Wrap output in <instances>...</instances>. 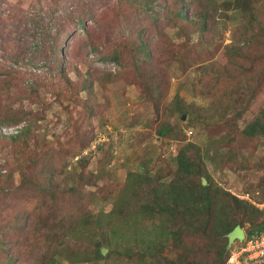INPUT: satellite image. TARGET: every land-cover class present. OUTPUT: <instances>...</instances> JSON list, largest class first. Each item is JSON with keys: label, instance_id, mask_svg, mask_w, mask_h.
Instances as JSON below:
<instances>
[{"label": "rangeland", "instance_id": "374dc122", "mask_svg": "<svg viewBox=\"0 0 264 264\" xmlns=\"http://www.w3.org/2000/svg\"><path fill=\"white\" fill-rule=\"evenodd\" d=\"M147 3L159 12L157 20L150 22L141 14L132 13L126 0H0V118L16 116L19 121L2 129L5 138L0 137V173L11 175L10 185L5 188L12 190L10 200L0 194V232L25 226L29 236L22 253L29 264H33L39 252L30 255L33 248L43 246L36 244L34 235H49L42 233L39 226L26 225L23 217L29 212V221L39 213L52 214L54 221L58 215L75 209L82 219L86 217L105 230L110 223L124 239L116 236L109 239L107 231L102 233L104 242L111 243L109 249L124 244L132 246L129 235L147 237L145 230L153 228L148 216L134 217L135 214L128 212L108 216V213L113 209L112 199L126 188L130 177L149 181L157 176L169 177L175 171L173 157L182 143L176 134L169 139L159 136L157 131L166 122L173 127L188 122V115L168 108L176 94L198 118L196 127L182 134L184 143L210 149L205 169L212 181L252 203L264 217V139L246 140L239 133L264 109V40L262 44H249L232 62L224 64L231 55L226 47L238 39L236 26L230 19L234 22L239 16L222 18L214 30L208 24V31L200 32L174 14L187 3L185 13L190 15L200 9L196 3L190 0ZM167 11L172 12L171 16ZM260 17L264 20V8ZM139 28L144 30L140 37L152 51L156 93H152L157 88L153 86L151 90L150 82L142 86L130 68L97 60L119 50L127 64L126 43ZM181 55L189 57L190 64L181 65ZM86 80L89 90L80 88ZM242 108L245 110L236 119L234 110ZM212 113L218 114L210 118ZM221 113L226 117L225 122H220ZM23 117L27 120L21 121ZM29 122L33 134L38 133L41 139L45 135L51 141L49 145L54 147L55 157L48 166L52 167L57 160L58 166L54 165L62 187L75 188L76 184L68 183L69 173L80 172L78 164L82 159L84 173L90 174L83 179H89L90 183L61 197L53 211L47 210L46 202H28L34 192L27 184L20 183L36 181L34 173L24 172L23 177L14 171L15 147L6 136L17 133ZM225 135L234 138V142L223 144L220 150L225 155L217 157L219 150L209 141L220 140ZM62 165L66 167L63 170ZM129 194L130 191L126 198ZM36 208L39 212L34 216L32 210ZM135 210L133 206L131 211ZM128 225L133 227L130 229ZM248 230L249 225L245 224L229 233V246L236 248ZM7 234L11 237L13 232ZM73 239L71 245L75 244L87 258L92 257L94 246L88 232L80 230ZM163 242L165 246L171 243ZM139 244L144 247L143 243ZM210 245L206 239L196 242L203 258L201 264L212 263L214 248ZM133 251L139 254L132 258L131 264L136 261L144 264L138 261L145 251ZM107 257L96 264H124L116 255ZM0 264H6L4 256H0Z\"/></svg>", "mask_w": 264, "mask_h": 264}, {"label": "trees", "instance_id": "16d2710c", "mask_svg": "<svg viewBox=\"0 0 264 264\" xmlns=\"http://www.w3.org/2000/svg\"><path fill=\"white\" fill-rule=\"evenodd\" d=\"M126 1L132 13H139L150 22L159 18V12L147 3L150 0ZM190 2L196 3L200 9L187 15L185 9L188 4L183 3L174 14L178 20L193 24L200 32L208 31V24H210L211 30H214L213 27L222 18L227 20L233 15L240 17L234 22L233 18L230 19L236 26L235 31L238 39L232 41L226 47L231 55L227 59L225 58L224 64L232 62V58H236L239 53L245 51L249 44L263 43L264 20L261 19L260 13L261 9L264 8V0H190ZM166 13L168 14V11ZM171 13L168 16H171ZM143 31L139 28L136 34L132 36V40L130 39L126 43L129 46V62L127 61V64L119 50L112 54L101 55L97 60L100 62H113L130 68L134 76L140 80L142 86L144 84L148 86L150 82L152 90L153 86L157 88L154 83L157 75L152 70V51L140 37ZM93 50H95V47H93ZM179 59L181 65L191 61L189 57L183 55ZM88 83V80L84 81L80 88L89 90ZM157 90L158 88L152 90V93H156ZM184 102V99L176 94L168 108L171 107L170 111L174 113L188 115V122L184 126L176 125V127L166 122L157 131L159 136L169 139H172L176 134V139L182 143L173 157L172 163L175 165L173 174L166 178L157 176L149 181L134 180L130 177L126 188L122 189L112 199L113 209L108 213V216H114L115 213L120 212L135 214L134 217L148 216L152 219L153 228L152 230H145L147 237L129 235L132 246L128 247L124 244L125 247L121 245L118 249H109L108 245L111 243L106 244L104 242L102 233L107 231L106 238L109 239L112 236L124 239V236L110 223L107 230H105L99 224L86 220V217L82 219V215H78V211L75 209L58 215L54 221H52V214L50 213L47 215L39 213L34 220L29 221L27 220L31 213L29 212L23 217L26 219L24 220L26 225L29 228L33 225L39 226L42 233H49L47 237L34 235V238L37 239L36 244L43 246H38L39 250L33 248L30 253L31 255L34 251H39L33 259V264H61L62 262H66V264H88L90 260L92 261L89 264H96L99 261L106 260L107 256L112 254L116 255L117 260L120 262L131 264L132 258H136L139 254V251L135 252L134 249L145 251L140 257V261H138L144 264H201L200 251L195 246L198 239H206L211 244V248H214L210 259L211 264H226L233 252L237 251L247 240L264 234L262 212L252 203L239 199L228 191L219 188L212 181L211 176L207 174L205 160L210 158L208 154L210 149H202L190 142L184 143L185 138L182 134L188 128H195L198 121V118L191 114ZM244 110L245 108L235 109V118L239 119L242 115L241 112ZM217 114L212 113L209 117L214 118V115ZM23 118H20L21 121L27 120L26 117ZM17 119L16 116L8 119L0 118V137L5 138L2 129L9 124H16L19 122ZM225 120L224 113H221L220 122H225ZM239 133L246 140L264 139V109H261ZM37 134H33L31 122H29L23 125L17 133L8 135L6 138L10 140L12 147H15L14 171L20 172L23 177L25 176L24 172H33L36 178L34 182L21 180L20 185L26 186L27 184L34 192V195L28 197V202L31 204L36 200L37 202H46L49 204L46 207L47 210L53 211L56 202L61 197L63 198L64 195L69 193H75L76 190L88 185L90 183L89 179L87 181L83 179L90 176V174L84 173L85 165H83L84 161L82 159L78 164L80 165V172L76 173V170L74 173H69L68 183L71 182L73 186L76 184L75 188L68 189L65 187L66 185L62 187L54 165L58 166L57 160L54 164H51L52 167L48 166V163L53 162L55 157V153L53 154L54 147L49 145L51 141L45 135H42L41 139V136ZM233 142L234 138L225 135L220 140L212 139L209 144L219 150L216 152L217 157L219 155L223 157L225 154L221 152L220 148L224 147L222 145H225V143L229 145ZM227 156L230 160V154ZM215 159L214 157L212 161ZM64 168H66L65 165H62L61 170ZM10 181V174L0 173V194H2L3 199L10 200L9 197L12 195V190L5 188L10 185L8 184ZM142 182L147 184L144 185ZM129 191L130 194L126 198ZM120 193L122 194L119 196ZM140 194L142 196H139ZM120 202L125 203L126 206ZM133 206L136 208L135 211H131ZM38 212L39 208L32 210L34 216ZM121 216L123 215L121 214ZM156 220L158 221L157 228L154 226ZM245 224L249 225L246 238L238 242L236 248L229 246L227 235L236 228H242ZM128 226L130 229L133 227V225ZM154 228L158 230L155 231ZM80 230L88 232V238L93 242L92 257L87 258L86 253L77 250L75 244H70V239L74 241L73 237ZM11 232H13V235L11 234V237H8L7 233ZM27 236L29 235H27L25 226L22 228L13 226L4 233L0 232V256H4L6 264H29L22 253L25 245L23 243L28 238ZM163 240L171 243L165 246ZM140 242L143 243L144 247H139ZM169 249H171L170 255L167 254ZM201 259L203 260V258ZM240 259L241 264H255L254 262L246 263L243 258ZM136 262L135 264H138Z\"/></svg>", "mask_w": 264, "mask_h": 264}, {"label": "built area", "instance_id": "2783aa9c", "mask_svg": "<svg viewBox=\"0 0 264 264\" xmlns=\"http://www.w3.org/2000/svg\"><path fill=\"white\" fill-rule=\"evenodd\" d=\"M244 262L260 263L264 260V234L250 238L244 245L233 252L226 264H241Z\"/></svg>", "mask_w": 264, "mask_h": 264}, {"label": "clouds", "instance_id": "9594fccd", "mask_svg": "<svg viewBox=\"0 0 264 264\" xmlns=\"http://www.w3.org/2000/svg\"><path fill=\"white\" fill-rule=\"evenodd\" d=\"M258 236V235H257Z\"/></svg>", "mask_w": 264, "mask_h": 264}, {"label": "water", "instance_id": "95a60500", "mask_svg": "<svg viewBox=\"0 0 264 264\" xmlns=\"http://www.w3.org/2000/svg\"><path fill=\"white\" fill-rule=\"evenodd\" d=\"M184 118V117H183Z\"/></svg>", "mask_w": 264, "mask_h": 264}]
</instances>
